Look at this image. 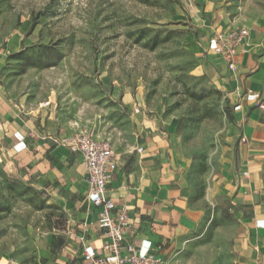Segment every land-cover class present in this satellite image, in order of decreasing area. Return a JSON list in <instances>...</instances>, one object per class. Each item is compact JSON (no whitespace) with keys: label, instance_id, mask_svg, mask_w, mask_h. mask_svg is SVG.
<instances>
[{"label":"rangeland","instance_id":"obj_1","mask_svg":"<svg viewBox=\"0 0 264 264\" xmlns=\"http://www.w3.org/2000/svg\"><path fill=\"white\" fill-rule=\"evenodd\" d=\"M255 20L264 0H0V259L76 264L93 213L81 161L49 136L90 130L172 159L203 208L191 247L236 264L232 243H211L232 217L216 190L238 132L209 39Z\"/></svg>","mask_w":264,"mask_h":264},{"label":"crops","instance_id":"obj_2","mask_svg":"<svg viewBox=\"0 0 264 264\" xmlns=\"http://www.w3.org/2000/svg\"><path fill=\"white\" fill-rule=\"evenodd\" d=\"M232 23L228 26L245 28V24L241 27ZM217 59L212 72L233 107L238 134L222 160L220 186L216 190L227 200L232 217L216 228L211 243H232L236 264H264V107L258 106L264 104V21L255 20L248 26L247 35L237 45L234 70ZM61 137L64 136L52 138ZM144 144L134 148L136 154L127 151L121 155L112 148L117 166L107 192L117 208H128L133 231L132 238H128L139 250L158 253L168 264H204V248L190 244L203 220L202 204L190 203L174 185L172 159L154 153L153 146ZM62 146L56 142L50 152L55 156L71 153L79 158L87 190L81 156ZM137 147H142V151L138 152ZM90 207L93 216L85 222L89 225L87 232L79 234L85 235L86 240L80 243L76 264L83 246L98 250L107 241ZM187 249H192L189 256L183 254ZM0 264L15 263L0 259Z\"/></svg>","mask_w":264,"mask_h":264},{"label":"built area","instance_id":"obj_3","mask_svg":"<svg viewBox=\"0 0 264 264\" xmlns=\"http://www.w3.org/2000/svg\"><path fill=\"white\" fill-rule=\"evenodd\" d=\"M246 35V28H213L209 39L210 50L215 57L226 63L228 69L234 70L237 45ZM258 106L263 108L264 104L259 103ZM50 138L81 156L86 170L89 203L95 211L97 225L107 238L98 250L83 246L78 264H168L158 253L139 250L128 238L133 236L128 208H117L107 192V184L117 166L110 142L90 130L69 137ZM136 150L141 152L142 147ZM85 240V235L81 234L80 243L83 244Z\"/></svg>","mask_w":264,"mask_h":264},{"label":"trees","instance_id":"obj_4","mask_svg":"<svg viewBox=\"0 0 264 264\" xmlns=\"http://www.w3.org/2000/svg\"><path fill=\"white\" fill-rule=\"evenodd\" d=\"M36 24V21H33L32 24H31V27H34Z\"/></svg>","mask_w":264,"mask_h":264}]
</instances>
